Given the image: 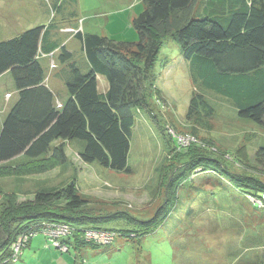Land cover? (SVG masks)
<instances>
[{"label":"trees","instance_id":"obj_1","mask_svg":"<svg viewBox=\"0 0 264 264\" xmlns=\"http://www.w3.org/2000/svg\"><path fill=\"white\" fill-rule=\"evenodd\" d=\"M76 0H52L49 11L53 18ZM145 9L134 19L139 34L138 43H120L108 37L84 34L72 35L82 45L88 68L82 70L73 61L65 44L57 36L58 24L29 29L17 37L0 42V77L11 73L19 100L8 113L0 129V178H26L44 174L67 161L68 143L79 145L78 155L84 163L130 172L128 155L135 112L144 109L157 119L151 99H162L156 87L154 67L168 39L180 47L183 59L192 65V78L201 87L227 99L241 118L264 126V0H143ZM201 8L198 9V4ZM53 54L61 65L62 77L70 95L58 107L51 90L45 85L42 55ZM98 76L104 77L109 89L98 91ZM212 112L201 94H194L186 120ZM195 123V121H194ZM163 129H161L162 132ZM165 126L163 135L176 140ZM191 134L198 137L197 126ZM59 145H53L55 142ZM166 163L158 170V196L165 203L149 221H140L119 212L97 216L87 207V199L73 180L66 186L36 190L32 200H19L21 191L2 192L0 203V264H16L30 241L42 234L47 247L67 254L71 248L80 252L86 246L102 247L85 240L88 230H106L116 236L138 238L166 220L175 206L179 189L193 181L198 173H227L247 196L264 192V181L246 169L232 173L215 158L220 151L215 143L202 140L209 147H189L186 151L172 145ZM233 160L251 167L245 147ZM232 156V155H230ZM256 165L264 172V147L255 153ZM243 163V164H244ZM40 187V186H39ZM38 187V188H39ZM156 193L154 199L156 200ZM254 206V205H253ZM126 220L140 225L144 231L132 228H103L104 223ZM47 224L68 225L72 231L61 237L54 247L44 236ZM23 234H34L14 261L12 245ZM107 247V246H103Z\"/></svg>","mask_w":264,"mask_h":264},{"label":"rangeland","instance_id":"obj_2","mask_svg":"<svg viewBox=\"0 0 264 264\" xmlns=\"http://www.w3.org/2000/svg\"><path fill=\"white\" fill-rule=\"evenodd\" d=\"M51 4L52 0H0V42L54 22L60 26L57 36L61 43L68 44L67 49L74 51L75 61L84 70L86 59L81 43L63 29L80 30L82 27L84 34L108 37L120 43L140 41L133 21L145 9L143 0H76L65 7V19L61 14L53 18L49 11ZM201 6L199 3L197 8ZM54 60L55 68H51L49 59L42 61L45 74L59 81L63 97L69 96L64 83L55 76L61 64L57 56ZM154 73L156 87L163 96L159 99L161 104L156 98L151 99L157 119L144 109L135 112L136 123L128 155L129 173L111 170L98 163L82 162L78 155L79 141H76L66 145L67 161L64 164L24 181L16 177L0 178V190L8 193L19 190V200L25 201L32 200L40 188H58L75 180L79 193L87 199V208L94 215L107 217L126 212L140 221H149L165 203L164 197L156 192L157 169L166 163L171 149L169 138L163 135L165 126L179 135L194 136L197 143L189 147L205 148L202 140L215 143L227 155L216 153L214 156L229 171L239 174L246 169L264 181V172L254 158L264 147L263 125L239 117L227 99L195 83L192 65L183 59L180 47L173 39L165 41ZM16 91L11 73L0 78V111L11 109L18 99ZM7 94H11V99L6 105ZM194 94H201L207 102L206 109L211 108L212 112L210 118L205 116V108H202V114L196 120H186ZM194 125L198 137L190 133ZM170 143L176 144L174 140ZM241 147H245L251 167L244 161L240 167L233 160ZM155 193L156 200L153 198ZM1 197L2 194L0 203ZM169 208L171 214L166 220L152 227L143 237L116 236L110 246H86L80 252L71 248L65 255L69 256L71 264H264V210L253 206L224 171L198 173L193 181L185 182L179 189L175 206ZM101 227L144 231L142 226L129 224L126 220L104 223ZM43 264L54 263L47 259Z\"/></svg>","mask_w":264,"mask_h":264},{"label":"built area","instance_id":"obj_3","mask_svg":"<svg viewBox=\"0 0 264 264\" xmlns=\"http://www.w3.org/2000/svg\"><path fill=\"white\" fill-rule=\"evenodd\" d=\"M79 29L80 30H78V29L76 30L72 27H68V28L63 29L62 31L63 32L65 31L66 33L71 34V35H75L79 31H82V27ZM42 56L50 58L51 60L54 57L53 54H50L47 56L42 55ZM55 67H56L55 61L52 60L51 61V68H55ZM158 103L161 104L159 101H158ZM58 107H61V104H58ZM169 132L172 134V137L176 140L177 146L180 149H188L189 146L197 143L196 138L192 135H188V134L179 135L173 129H169ZM209 149H211L213 151L216 150L215 148H210V147H209ZM247 199L254 206H257V208L259 210H264V192L258 193L256 196H247ZM41 231L44 234V236L49 238L51 244L54 247L60 248L63 252L67 251V247L63 246V245L61 247L58 240L61 237L68 236V234L71 233V231H72L71 227H69L68 225L47 224V225H45L44 228H42ZM33 235L34 234H23L12 245L13 260L14 261H16L21 256L23 248L27 245L28 241L30 240V238ZM84 238L88 242H92L94 244H97V245L103 247V246L112 245L115 238H116V234L114 232H111V231L92 229V230L86 231Z\"/></svg>","mask_w":264,"mask_h":264},{"label":"crops","instance_id":"obj_4","mask_svg":"<svg viewBox=\"0 0 264 264\" xmlns=\"http://www.w3.org/2000/svg\"><path fill=\"white\" fill-rule=\"evenodd\" d=\"M82 31H83V29H82ZM72 39H74V38H72ZM72 39L70 40V42L72 41ZM67 46H68V44L66 45V47ZM68 51L73 54V61H75L74 51H72L70 49H68ZM82 53H83V58L86 59L83 50H82ZM47 59H49L50 63L52 60L55 61L54 60L55 57H53L52 60L50 58L45 57V56L40 57L41 62L43 60H47ZM75 62L79 65V63L77 61H75ZM64 67H65V65H60V71L56 72L55 76L58 80H60V82L62 81L64 83L65 88H66V83L62 77V70L64 69ZM83 67L85 70L88 68L87 60H85ZM58 69H59V67H58ZM6 74H4L3 76H5ZM3 76H1L0 78H2ZM44 83L53 93L57 104H61V106H62L70 98L69 93H68L69 96L63 97V95H61V93H63V90L60 89L59 81L54 80L52 78V76L47 77V75H46ZM108 89H109V84H108L107 80L104 77L98 76V91H99V93L100 94H106ZM66 90H67V88H66ZM16 92L18 94V99H17V101H18L19 100V92L18 91H16ZM67 92H68V90H67ZM161 94H162V91H161ZM10 99H11V94H7L6 95V105ZM17 101L14 103V105L17 103ZM6 107H8V106H6ZM12 107H11V109H12ZM11 109L8 110L5 108L4 110L0 111V115H3V118L0 119L2 122L1 123L2 125H0V129L3 127L4 121H5L8 113L10 112ZM5 115H6V117H5ZM59 143H61V142H59ZM70 144L71 143H68L67 146H69ZM46 245H47V243H46V240L43 236H41V237L36 236L35 238H33L30 241L29 245L23 251V255L21 256V259L19 260L22 262L21 264H43V261L47 260V259H51V261L54 264H71V259L69 258V256H66L65 254H61L60 252H57L55 249L48 248ZM18 263L19 262H17V264Z\"/></svg>","mask_w":264,"mask_h":264},{"label":"clouds","instance_id":"obj_5","mask_svg":"<svg viewBox=\"0 0 264 264\" xmlns=\"http://www.w3.org/2000/svg\"><path fill=\"white\" fill-rule=\"evenodd\" d=\"M157 100V99H156ZM157 101H159V100H157ZM160 102V101H159ZM58 105V104H57Z\"/></svg>","mask_w":264,"mask_h":264}]
</instances>
